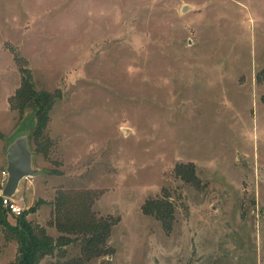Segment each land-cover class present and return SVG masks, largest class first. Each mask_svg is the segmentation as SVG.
<instances>
[{
  "label": "rangeland",
  "instance_id": "374dc122",
  "mask_svg": "<svg viewBox=\"0 0 264 264\" xmlns=\"http://www.w3.org/2000/svg\"><path fill=\"white\" fill-rule=\"evenodd\" d=\"M15 55L56 93L51 144L29 145L38 173L11 197L21 212L39 201L28 220L74 238L52 208L75 190L114 220L106 255L84 264H264V0H0V192L8 144L35 121L8 103ZM156 198L168 230L142 210ZM5 235L0 264L17 255ZM55 253L41 264L79 247Z\"/></svg>",
  "mask_w": 264,
  "mask_h": 264
},
{
  "label": "trees",
  "instance_id": "16d2710c",
  "mask_svg": "<svg viewBox=\"0 0 264 264\" xmlns=\"http://www.w3.org/2000/svg\"><path fill=\"white\" fill-rule=\"evenodd\" d=\"M15 61L19 65L20 82L13 95L8 98V103L12 110H16L19 114L23 110L28 109L35 117L34 125L28 132V146H34L36 152H46L44 148L47 144L44 140H48L45 135L47 125L49 123V110L53 105L56 93H50L44 89H37L34 86L30 68L27 66L23 57L15 55ZM264 71V69H263ZM264 100V96H262ZM44 141V142H43ZM31 151V149H30ZM183 167V168H182ZM178 174L193 177L194 169L191 164L182 165ZM180 175V176H181ZM57 198L60 201L54 208V224L58 227L68 226L71 229L77 227L80 233L74 238L59 237L54 240L44 227L34 223L26 218V213L35 211L39 206V201L35 205L21 212L16 217V223H11L6 215L7 210L0 200V228L10 239L13 238L17 255L15 259L8 264H41V260L46 256H54L58 244L78 245L79 255L67 261H60L57 264H84L91 257L106 255L108 252L106 240L109 236L110 227L114 223L113 219H97L90 212L88 204L85 202L83 195H77L75 190L67 191V194H60ZM142 210L147 214L154 215L160 220L162 227L171 228V222L174 219V210L171 203L165 198H156L146 201L142 206ZM66 227V228H68ZM69 228V229H70Z\"/></svg>",
  "mask_w": 264,
  "mask_h": 264
},
{
  "label": "water",
  "instance_id": "95a60500",
  "mask_svg": "<svg viewBox=\"0 0 264 264\" xmlns=\"http://www.w3.org/2000/svg\"><path fill=\"white\" fill-rule=\"evenodd\" d=\"M6 152V180L0 194L9 198L14 195L24 177L33 176L38 170L32 167V151L24 134L14 137Z\"/></svg>",
  "mask_w": 264,
  "mask_h": 264
},
{
  "label": "built area",
  "instance_id": "2783aa9c",
  "mask_svg": "<svg viewBox=\"0 0 264 264\" xmlns=\"http://www.w3.org/2000/svg\"><path fill=\"white\" fill-rule=\"evenodd\" d=\"M6 172L4 171V175ZM0 200H2V205L6 208L9 214L19 215L21 213V208L16 204L14 199L11 197L2 196L0 194Z\"/></svg>",
  "mask_w": 264,
  "mask_h": 264
}]
</instances>
